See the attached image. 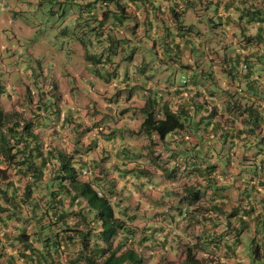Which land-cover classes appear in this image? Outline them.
Wrapping results in <instances>:
<instances>
[{"label":"crops","instance_id":"1","mask_svg":"<svg viewBox=\"0 0 264 264\" xmlns=\"http://www.w3.org/2000/svg\"><path fill=\"white\" fill-rule=\"evenodd\" d=\"M110 1H113V4L107 6L105 10L85 8L76 15L77 24L81 23L76 34H81L83 37L82 39L76 37L75 43L82 49L76 48L77 67L73 70L65 68V72L70 74L71 78L56 79L60 93L58 103L64 107L62 110L65 114L75 113L76 118L79 119H81L79 116L81 112H76L78 109L76 106H96L100 100L106 102L105 107L110 110L112 105L118 106L117 112L120 109L122 111L123 144L127 153H133L128 150L131 145L141 149L138 157L133 156L136 159L134 163L128 161V169L132 164L143 165L141 169H145V172L142 176L149 178L152 172L156 171V167H165L164 165L158 167V163L153 164V162L173 165V168H176L174 177L170 178V186L164 188V192L159 189L157 183L152 189H146L143 186V178H139L140 186H135L132 180L133 175L125 177L123 196L146 197L139 199L138 208L137 204L134 206L129 202L121 203L118 209L124 205V208H127L126 216H145V218H151L147 227L162 225L164 228L158 238L160 240L144 241L142 245L135 244L138 252L142 249L147 252L142 254L143 263L141 264H181L183 260L180 256L181 249L178 251L174 249L180 227L183 241H194L197 235H201L204 239L218 238L217 245L221 248L218 261L221 264H250L251 260L240 254L241 243L232 246L236 255H223V250L236 239L233 235L240 223L245 222L248 230L253 231L256 223L252 220L256 213L259 219L263 217L264 196L261 195L264 189L259 193V198L254 201V210L245 215H242L243 211H239L230 218L232 223L228 227L225 214L238 206L246 207L247 200L241 201L243 196H238V191L240 193L242 188L240 182H237L238 178L235 174L227 175V179L219 176L220 179L215 185H229L227 189L217 194H214L211 188L204 190L203 175L201 172L192 170V162L195 158L192 155L189 160L190 156L184 152L198 151V154L205 158L203 162L202 159L198 160V163L202 162V167L214 165V173L222 170L224 166L229 169L236 168V165L226 166L215 156L227 151L226 148L232 141L229 134H235L238 130L232 121L235 120L237 125L243 118V115L238 113V109L234 112L226 109L227 106H231L235 97L239 96L235 95L233 98L231 96L236 87L245 85L244 82L237 83L238 76L241 74L240 67L238 72L233 71L234 75L232 70L230 71L231 61L227 59L232 56L230 54L252 52L251 76L259 80L258 88L264 86V34L258 35L259 24L253 21L246 23V15L241 14L242 18H239L240 10L248 8L252 2L246 0H123L121 3H116L115 0ZM177 3L184 10L180 22L188 26L180 32L177 27L179 22H175L172 16V7ZM210 17L218 18V22L211 21ZM233 19L236 20V24L245 25L242 27L243 31L233 23ZM206 20L209 21L210 26H213L211 33L205 26ZM82 23L86 29L82 28ZM215 23L217 26L214 27ZM84 30L87 32L84 33ZM66 31L65 36L70 33V29ZM178 33H182V37H179ZM175 34L177 36L175 40L183 45L179 50L172 46ZM97 39H102L104 47L102 44L94 43V45H88V51H86L83 40L94 42ZM161 42L165 44V48L162 47ZM226 43L229 44V48L225 50L222 46ZM100 51L104 56L101 61L98 57L96 58ZM89 62L98 69L103 68L104 76H100L99 81L90 86L85 84V87L90 90L81 95L77 92L82 83L77 79L83 72V65L90 64ZM183 75L186 77V84L176 80L178 76ZM13 100L14 103L18 101L17 98H12L11 108L23 111L22 104L14 107ZM149 100H153L157 107L164 104L169 106L171 110L177 111L184 121L182 130L166 135L163 141H160L157 136H152L154 141L160 142L153 146L152 151L155 152L152 154L156 155L160 152V158L149 157L150 151L147 148L152 143L145 134L139 133V126L143 120L142 107ZM245 100L240 98L238 104L243 105ZM1 101L4 103L3 99ZM33 103L26 101L25 105L29 108L33 106ZM0 109L3 110V108ZM114 112L110 113V118L116 121ZM115 126L116 124L109 127ZM226 133L229 137L224 143L221 136ZM232 144L234 152L242 151L240 142L236 141ZM159 147L167 149L164 151ZM170 152H182V155L175 159V155L169 156ZM164 175L166 176V173ZM188 185L201 187L200 194L204 197L194 206H187L190 219L185 221L187 228L182 230L183 223H175L177 219L175 216L170 223V217L177 212L178 198L176 196H182L185 186ZM116 188L118 189L119 185ZM163 193L169 197H161ZM214 206L221 209L213 210ZM128 222L130 225L133 224L131 220ZM233 228L235 231L232 234ZM167 231L171 233L165 235ZM147 232L149 233L150 230ZM148 243L154 248L150 246L148 248ZM16 248L18 246L11 248L6 242L4 247L0 244V264H10L9 257L17 253Z\"/></svg>","mask_w":264,"mask_h":264},{"label":"trees","instance_id":"2","mask_svg":"<svg viewBox=\"0 0 264 264\" xmlns=\"http://www.w3.org/2000/svg\"><path fill=\"white\" fill-rule=\"evenodd\" d=\"M246 1H250L252 4L248 5V8L245 7L240 10L239 18L241 19L242 15H246V23L253 21L255 24H259L258 35L262 36L264 34V0ZM183 12L184 10L179 3L172 7L174 21L179 22L178 32L188 27L180 22ZM210 20L218 22V18L210 17ZM232 21L235 23L236 20L233 19ZM236 25L243 31L242 27L245 25ZM205 26L208 32L213 31V26H210L208 20H206ZM215 26L217 23L214 24ZM178 36L182 37V33H178ZM176 38L175 34L172 46L179 50L183 45L177 42ZM94 43L102 44L104 47L102 39L94 40V42L83 40L86 51H88V45H94ZM162 47L165 48L164 43ZM222 48H229V44H224ZM230 55L232 56L227 58L231 61L230 71L232 70V73L235 70L238 72V67H240L241 74L238 76L237 83L244 82L245 85L242 87L237 84L238 88L236 87L231 96L232 98L235 95L239 96H236L231 106H227L226 109L233 112L238 109V113L243 115V118L238 121L237 125L235 120L232 121L238 130L235 134H229L232 141L227 146V151L220 152L215 157L222 160L226 166L236 165V168L229 169L224 166L222 170L214 173V165L201 166L205 158L197 153H193L195 159L192 162V170L201 172L204 177V190L211 188L213 193L217 194V192L220 193V191L227 189L229 185L215 184L220 179L219 176L227 179L229 174H235L238 178L237 182L242 185V188L238 185L241 188L240 193L238 191V196H243L241 201L247 200L246 207L239 208L238 206L225 214L228 227L232 223L230 218L239 211H243L242 215H245V213L248 214L254 210V201L259 198V193L264 189V86L258 88L259 80L251 76L252 52H235ZM102 57H104L103 52L100 51L98 60L101 61ZM183 79L186 78H181L182 84H184ZM51 90L55 92L50 95L48 102H46V92L38 91L37 100L34 102V108L30 107L29 116L25 114V111H17L11 108L5 112L0 109V244L4 247V242H6L11 248L18 246L16 248L17 253L10 255L9 263H143V256L135 246L138 242L137 236L134 233V228L128 222L130 220L134 222L135 216H126L128 215L126 214L127 208L118 209L120 204L114 202L116 192L111 190L115 184L113 180L110 182L106 179L102 180L105 186H109V192H106L104 188H99L100 186L96 185L98 184L96 177L81 178V176H85L82 175L81 169L85 164L82 162L83 159L76 161L74 154L79 149L77 136L81 131H86V128L83 130V121L76 118L75 113L60 115L61 108L57 105L60 100V93L57 84H54ZM240 98L247 101L245 100L243 105L238 104ZM30 102L33 101L30 100ZM142 115L143 120L139 126V133L148 137L149 142L152 143L150 147L160 143L154 141L152 136H157L160 141H163L166 135L184 128V121L177 111L171 110L165 104L157 107L153 100L144 104ZM103 119V123H105L106 118ZM58 125L61 130L67 128V136L73 138L74 149L72 151L68 149L66 143H63L64 139L61 138L64 133L59 132L60 130L56 128ZM47 128L57 130L49 134ZM116 130L113 128L104 135L106 142L111 143L109 149H105V153L113 151L118 159L120 158L119 155L124 153V158H128L123 144V131L121 132L119 129L121 133L119 135L118 130ZM47 136L50 139L48 143L45 142ZM53 136L56 137L55 139H60L62 144L54 143ZM221 137L225 143L229 136L226 133ZM64 141L66 142V140ZM236 141L241 144L242 151L240 153L233 150L232 143L235 144ZM92 146H95V142ZM160 154L159 152L156 155L152 154V156L160 158ZM173 155H175V159H178L182 152H174L169 156ZM201 159L202 162L198 163V160ZM90 166L88 168L92 167ZM134 169L123 170L122 173L126 176L133 175ZM175 171L176 168L174 167L166 176L174 177ZM143 172L145 169H140L136 175L137 178H140L139 176ZM200 193H202L201 187L185 186L184 194L176 196L178 198L177 212L171 215L170 223L173 222L175 216L177 218L175 223H183L181 225L182 230L186 229L187 222L185 221L190 219L188 218L187 206H194L198 203L204 197ZM261 196H264V192ZM217 209L221 208L213 207V210ZM256 214L254 219L252 217V222L256 223L254 230H248L244 221V224L240 223L233 235L236 239L224 248L223 255H236L232 246L241 243L240 254L244 258H249L250 264L263 262L264 215L259 219L258 213ZM178 229L181 234H177L178 240L174 249L175 251L181 249L180 256L183 257L181 264H204V262L221 264L218 261L221 253V248L217 245L218 238L207 237L204 239L201 238V235H197L194 241H186L185 239L183 241L181 227ZM147 230L150 232L142 231L143 242L160 240L158 238L164 228L162 225H151ZM233 231H235L234 228L231 230L232 234ZM170 233L167 231L165 235ZM245 235L251 236L248 247H244ZM149 246L154 248L148 243L147 247L149 248Z\"/></svg>","mask_w":264,"mask_h":264},{"label":"rangeland","instance_id":"3","mask_svg":"<svg viewBox=\"0 0 264 264\" xmlns=\"http://www.w3.org/2000/svg\"><path fill=\"white\" fill-rule=\"evenodd\" d=\"M115 2L121 3L123 0H115ZM112 4L113 1L110 0H0V87L2 86L0 90V108H3L5 112L11 110L10 101L12 98H17V102L14 103L13 100L14 107L22 104L23 107L21 108H24L23 111L29 116L31 109L25 105V102L31 103L30 100L36 102L40 90L46 92V102H48L50 95L55 92L51 88L54 84H57L56 79L70 77V74L65 72V68L73 70L77 67L76 48L80 47L76 46L75 38L81 37L82 39L83 35L76 34L81 26V23L77 24L76 15L85 8L93 7V10H105L107 6ZM82 28L86 29L83 23ZM67 29H70V33L65 36L64 32L66 34ZM61 30L64 31L61 32ZM86 32L87 30H84V33ZM89 63L83 65V72L80 78L77 79L78 82L82 83L77 92L81 95L90 90V88L85 87V84L90 86L92 83L98 82L100 76H104L103 68L98 69V67H94V64ZM181 78L186 77L184 75L178 76L176 80L179 81ZM179 82L181 83V81ZM2 99L4 103H2ZM106 104V102L100 100L96 106H76V109H79L76 112H81L79 116L83 121L82 128L83 130L86 128V131H81L77 136L79 138V149L75 152L74 158L76 161L83 159L82 162L85 164L81 168L85 171V176H81V178L91 179L93 176L96 177V183L100 188H104L106 192H109V186H105L102 180L106 179L108 182L113 180L115 183H113L114 188L110 189L116 192L114 202L119 204L130 202L134 206L137 204L136 207L138 208L139 199L146 196H123L126 175H123L122 172L128 169L127 164L134 163L136 159L133 156L138 157L141 149L131 145L128 150L133 153H127L128 158H124V153H122L119 155L121 159L116 158L117 156L113 151L105 153V149H109L110 145L104 139V135L113 129L109 126L116 124L114 128H119L121 132L124 126L121 109L117 112L118 106L111 104L112 109L110 110L105 107ZM34 105L35 103H33V108ZM57 105L61 108L60 115L62 116L64 114L62 108L64 107L60 106L59 103ZM112 111H115L113 116L117 119L116 121L110 118ZM104 117L106 118L105 123H103ZM58 122L60 123V121ZM56 128L60 130L59 132L64 133L61 139L66 140V142L63 140V143H66L68 149L72 151L74 140L67 136L68 129L61 130L59 125ZM52 129L47 128V132L50 134L57 130ZM119 129L118 134L120 135ZM55 138L53 136L54 143L62 144L60 139ZM45 142H50L48 136L45 138ZM94 142L95 146H92ZM147 149L150 151L149 157H151L154 153L152 151L153 147ZM159 149L165 151L167 148L159 147ZM184 153L189 156L193 155V152L185 151ZM141 162L144 163V161ZM155 163H158V167H163V165L165 167H156V171L152 172L149 178L143 177L141 174L139 177L144 179L143 186L146 189H152L154 184L157 183L159 189L164 192V188L169 187L171 183L170 178L165 176L164 173L171 172L173 165L153 162V164ZM89 165L92 167L88 168ZM142 167L143 165L136 167L135 164L130 167L135 168L132 176L135 186H140L139 178L136 175ZM117 185H119L118 189L116 188ZM162 196L168 195L163 193ZM123 207L124 205L120 206V209H123ZM149 220L151 218L136 215L133 224H131L137 236V245L143 243L142 231H147ZM250 239L251 236L247 237L245 235L243 239L244 247H248ZM139 252L141 254L147 253L144 249ZM261 264H264V260Z\"/></svg>","mask_w":264,"mask_h":264},{"label":"built area","instance_id":"4","mask_svg":"<svg viewBox=\"0 0 264 264\" xmlns=\"http://www.w3.org/2000/svg\"><path fill=\"white\" fill-rule=\"evenodd\" d=\"M185 83V79L182 80ZM82 175H85V171L82 170Z\"/></svg>","mask_w":264,"mask_h":264},{"label":"clouds","instance_id":"5","mask_svg":"<svg viewBox=\"0 0 264 264\" xmlns=\"http://www.w3.org/2000/svg\"><path fill=\"white\" fill-rule=\"evenodd\" d=\"M185 80H186V79H185ZM186 82H187V80L185 81V83H186ZM183 83H184V82H183ZM185 83H184V84H185Z\"/></svg>","mask_w":264,"mask_h":264}]
</instances>
